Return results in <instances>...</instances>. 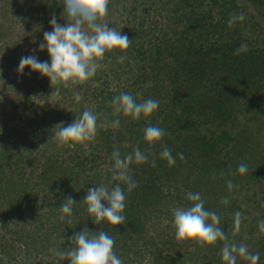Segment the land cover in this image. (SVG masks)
<instances>
[{
    "label": "trees",
    "instance_id": "obj_1",
    "mask_svg": "<svg viewBox=\"0 0 264 264\" xmlns=\"http://www.w3.org/2000/svg\"><path fill=\"white\" fill-rule=\"evenodd\" d=\"M254 1L257 7L264 3ZM18 2L15 5L22 17L29 9L28 0L21 7ZM33 2L35 18L28 22L23 19V28L13 36L17 44L14 49L10 51L4 44V52L9 55L0 66L1 73L11 74L2 82V89L19 92L14 93L17 105L9 101L12 106L8 108L6 102L2 103L5 118L0 121V264H69L49 249L62 251L69 247L68 238L83 228L93 234L106 231L112 236L114 251L123 264H182V249L188 251L193 262L225 264L221 259L223 241L201 246L195 240H177L173 224H168L166 231L157 230L155 224L148 226V220L157 213H165L172 222L173 209L191 205L186 199L189 191L199 192L205 209L222 217L219 226L230 241L247 244L253 254L262 251L257 264H264V234L258 229L259 221L264 219V190L255 199H250L254 191L247 195L239 191L247 190L250 182L258 183V172L264 177V154L258 150L262 149L261 139L258 144L254 140L258 130H250L246 124L233 133L228 129L239 123L238 113L242 111L254 115L260 111L264 117V103L260 104L264 99V47L242 30L245 25L247 31L253 32V23L228 25L229 18L241 8L238 1L110 0L105 19L110 27L132 40L129 48L106 53L101 61L105 67L84 84L61 86L59 97L56 86L51 87L46 76L28 67L23 74L17 72L22 56L34 54L40 61L50 59L46 49L32 50L43 41V33L52 30V14L58 23H65L62 0ZM14 8L9 10L13 15ZM39 17H43L39 23L46 21L50 30L32 27ZM23 40H34L35 48L16 52ZM242 43L248 45V51L234 55ZM121 55L126 57L123 63L118 62ZM14 85L20 88L13 89ZM44 85L49 88L43 95L53 92L57 98L48 107L52 113L42 111L46 116L34 118L29 111L36 110L37 100L44 99ZM29 92H34V98ZM75 92L83 96L79 103L73 98ZM121 92L131 93L137 102L156 99L159 107L147 116L149 119L114 115L111 101ZM18 109L26 112L18 115ZM85 109L98 114L95 139L58 147L53 138L55 126L61 122L67 126ZM117 118L119 127H111V121ZM257 121L263 130L264 119ZM149 124L166 132L162 141L154 145L143 139V130ZM200 125L211 127L201 129ZM114 146L121 156L139 147L148 155V162L130 165V175L137 183L130 193L121 184L126 194L124 224L113 226L103 221L97 225L88 215L83 199L89 188L111 181ZM163 146L171 149L176 158L174 166L159 157ZM178 153H183V160ZM153 159L155 167L151 166ZM242 162L248 171L254 170L253 174L236 172ZM228 180L235 185L231 191ZM116 183L119 182L112 181L109 187ZM239 193L245 203L237 197ZM68 196L76 202L71 217H67L70 223L59 219V207ZM224 197L228 198L227 204L222 203ZM237 210L242 213V222L239 232L233 235L228 222H224L229 213ZM252 212L259 214L251 215ZM16 250L23 254L16 257ZM246 262L250 264L237 258V264Z\"/></svg>",
    "mask_w": 264,
    "mask_h": 264
},
{
    "label": "clouds",
    "instance_id": "obj_2",
    "mask_svg": "<svg viewBox=\"0 0 264 264\" xmlns=\"http://www.w3.org/2000/svg\"><path fill=\"white\" fill-rule=\"evenodd\" d=\"M61 4L62 18L65 23H58L56 15L52 14L49 21L52 30L45 31L43 41L38 44L37 49L32 50L35 52L46 49L50 59L40 61L36 55L29 54L20 58L17 68V72L21 74L24 68L28 67L46 76L51 87L56 86L58 97L61 86L86 83L96 75L98 70L105 67L101 61L104 60L106 53L117 49L123 52L132 42L126 34H122L115 27H110L105 19L108 16L110 0H62ZM244 19L243 13L232 15L228 25L231 27ZM247 51L248 45L242 43L235 50L234 55ZM125 59L126 57L121 55L118 57V62L123 63ZM73 98L79 103L83 96L75 92ZM111 105L114 115L118 116L122 113L125 117H131L132 120H139L142 116L147 117L154 113L159 107V101L148 98L137 102L131 93L121 92L113 97ZM97 120L98 114L91 109H85L67 126H64L63 122L57 124L53 136L57 146L93 141L98 132ZM119 125L120 119L117 118L111 121L110 126L118 128ZM165 135V130L158 125L149 124L143 130V139L150 145L162 141ZM178 156L181 160L184 159L183 153H178ZM159 157L166 160L169 166H174L176 163V158L167 146L162 147ZM111 159L114 164L109 184L112 181L119 183L112 187L105 183L93 186L88 189L83 199L88 215L94 218V223L97 225L103 221L113 226L124 224L126 194L121 184L127 186L128 193L137 187L136 181L130 175V165L147 163L148 155L139 147H133L131 153L121 156L119 149L114 146ZM155 165L156 161L153 159L151 166L155 167ZM236 172L240 175L246 174L247 164L240 163ZM226 184L229 191L235 187L231 180H228ZM186 199L191 202L189 207L173 209L172 224L177 240H195L201 246L214 245L217 241H223L221 259L225 264H237L238 257L248 260L250 264H257L259 254L250 253L245 244H237L229 240L219 226L221 217L215 211L205 209V200L199 192H187ZM222 203L227 204L228 198L224 197ZM75 204L71 196L65 198L59 207L60 221L70 223L67 217H71ZM241 222L242 213L237 211L234 214L233 235L239 232ZM258 229L261 234H264V219L259 221ZM68 239L69 247L62 251L50 248L49 251L62 260L67 259L69 264H123L122 259L114 251V238L106 231L101 230L93 234L92 231L83 228Z\"/></svg>",
    "mask_w": 264,
    "mask_h": 264
},
{
    "label": "rangeland",
    "instance_id": "obj_3",
    "mask_svg": "<svg viewBox=\"0 0 264 264\" xmlns=\"http://www.w3.org/2000/svg\"><path fill=\"white\" fill-rule=\"evenodd\" d=\"M20 3V7L22 2H26V0H18ZM34 0H28L27 4L29 5V9L25 10V13L22 14V17L19 13V10H17V5H15L17 3V0H0V61L1 59H3V62L0 63V66H4V63L6 61L7 58V54L6 51L4 52V49L6 46H8L10 48V51L12 49H14L15 46H17V44L15 43V38L13 36H15V34L17 32H19L23 27H22V21L25 18L28 21H30V18L33 19L34 14H35V10L33 7H35L36 2H33ZM238 3L241 5L240 10L238 11V14L243 13V15L245 16V19L243 20L247 25L250 23H253L254 25V29L253 32L247 31V27H245V25H242V30L248 32V36L250 39L255 40L258 44V46H262L264 47V3H262L261 6L257 7L256 4L257 2H255L254 0H237ZM1 4H3L1 6ZM15 7L16 11L15 14H12V11L9 10H13L12 8ZM14 8V9H15ZM6 11V12H3ZM21 17V18H20ZM35 18V17H34ZM43 18V17H42ZM39 17L38 20H36L38 23H36L35 25H33L32 27L37 28V29H48V25H46V21L44 23H39L40 19H42ZM16 21V22H15ZM34 22V21H33ZM15 23V25H14ZM245 27V29H244ZM50 30V29H48ZM51 31V30H50ZM17 35V34H16ZM39 41H41V39L37 38ZM21 40V39H20ZM32 42H26V40H23L21 45H20V50L16 49V52H26L27 50H32L33 48H35V45H33V43L35 42L34 40H31ZM42 42V41H41ZM6 44V46L4 45ZM264 57V53L262 54ZM0 70L3 71V69L0 68ZM1 71V72H2ZM0 72V121L5 118L4 115L2 114V110H3V102H6L7 105H5L6 107L8 106H12V104L17 105L18 104V97L14 94V93H19V92H14V91H9L7 89H2L1 85L2 82L7 79L11 74H4ZM20 88L18 85H14L13 89H18ZM49 88V85H44L41 89V94H45L44 91H47ZM24 92L25 91H29L30 89H22ZM32 90V89H31ZM34 92L31 93L29 92L28 95L32 96V98H34ZM36 95V94H35ZM44 99L39 101L37 100V104L38 107L36 110H32L29 111L31 112L30 114H33L34 118H42L43 115L42 111H45V113H52V111L49 110V106L50 103H52L55 98V93L50 92L48 93V95H43ZM9 101L12 102V104L9 103ZM264 103V99L261 98V102L260 104ZM9 108V107H8ZM23 111V110H22ZM20 109L17 110L18 115L20 114V112H22ZM26 111H23V113ZM28 112V113H29ZM261 113L259 111V114L254 115L253 113H251L250 111H242L241 113H238V118H239V123L236 124V126H228V129L233 133L236 130L240 129L241 127L244 126V124L247 125L248 128H250V130H258V134L256 135L257 137L254 138V140L259 144V140L262 143V147L259 146L262 149H258L261 150V154H264V138H263V130H260L258 127L260 125V123H258V119L263 118L261 117ZM32 117V116H31ZM147 119H149L148 117H146ZM235 123V121H234ZM0 127H2V125H0ZM211 127L210 125H205V127L203 125H200L201 129H206ZM264 128V125H263ZM261 161H263V158H260ZM28 168V167H27ZM252 169H250L248 171V173L246 174L247 176L250 174H253ZM256 179L258 180V183H252L250 182L247 190L245 188H242L241 190H239L240 192H242V194H246V193H252L254 191V193L252 194L250 199H255L257 197H261V195H263L262 191L264 190V177L262 178V173L258 172V175H256ZM246 190V191H245ZM247 195V194H246ZM238 198L241 199V203H245L243 202V197L241 195V193H239L237 195ZM45 201H48V199L43 200V202L45 203ZM239 211V210H237ZM236 211V212H237ZM236 212H231L228 214V219L232 220L229 222V220L226 218L225 222L227 224L228 222V228L230 230H232L233 232V228H234V218L232 216H234V214ZM240 212V211H239ZM258 212H252L251 215H258ZM223 216V215H222ZM222 218V217H221ZM154 221V222H153ZM227 221V222H226ZM148 226L149 227H154L153 224H155V227L157 230H167L168 229V224L172 225V222L169 221V218L165 215V213L162 214H155L152 215V217L148 220ZM221 224V223H220ZM153 225V226H152ZM164 231V232H165ZM247 237V236H246ZM62 237H60L58 240L62 241ZM53 240V239H52ZM0 242H3V237L1 236V232H0ZM54 242V241H52ZM241 242V241H240ZM54 245V243H53ZM247 245V244H246ZM55 247V246H53ZM248 250H251V248L247 245ZM18 248V247H17ZM254 249L257 248V246L255 245L253 247ZM20 249V248H18ZM258 254H261L262 251L258 252L255 251ZM16 253V257H19L20 255L23 254L22 251L18 252V250L15 251ZM180 256H182L185 259V262L182 264H200L197 262H193V258L189 256L188 251H184L183 249L180 251ZM181 257V258H182ZM261 261V260H259ZM263 262V261H262ZM243 264H247L243 263Z\"/></svg>",
    "mask_w": 264,
    "mask_h": 264
}]
</instances>
